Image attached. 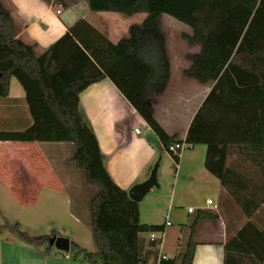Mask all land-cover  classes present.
Returning <instances> with one entry per match:
<instances>
[{"label":"trees","instance_id":"obj_1","mask_svg":"<svg viewBox=\"0 0 264 264\" xmlns=\"http://www.w3.org/2000/svg\"><path fill=\"white\" fill-rule=\"evenodd\" d=\"M68 10L85 2L94 13L145 18L132 25L125 38L111 42L79 19L42 55L36 45L17 39L10 13L0 1V95L15 78L25 93L32 124L22 131H0V142L68 143L70 161L95 193L89 200L94 252L71 243L72 259L92 264H191L197 226L217 215L199 210L190 224L185 249L159 259L164 225L140 222L139 204L119 188L104 166L97 140L79 111V95L108 79L159 138L164 149L175 144L206 147L204 166L215 177L247 222L224 245V264H264V183L254 174L227 167L229 151L245 150L252 162L264 164V0H43ZM167 15L192 31L183 35L198 52L187 54L183 76L210 91L195 113L186 137L168 136L154 118L152 95L161 94L169 80L161 16ZM178 163V156L171 157ZM263 195V198L260 196ZM28 244H48L50 237L30 238ZM50 249V247H48Z\"/></svg>","mask_w":264,"mask_h":264},{"label":"crops","instance_id":"obj_2","mask_svg":"<svg viewBox=\"0 0 264 264\" xmlns=\"http://www.w3.org/2000/svg\"><path fill=\"white\" fill-rule=\"evenodd\" d=\"M0 1L13 18L16 38L25 44L36 45V56L42 55L79 19L86 20L113 43L125 38L132 26L127 25L125 31L118 34L113 29L115 25H111L116 22L113 16H109L111 13L91 12L85 2L62 10L43 0ZM169 65V80L165 90L151 98L154 118L168 136H176L183 142L210 86L183 76V71L189 67L187 60L183 64L169 56ZM79 111L96 137L107 173L122 190L128 192L134 185L146 181L160 156L172 162V170L167 165L157 178L160 189L156 192V188H153L148 193L151 194L150 198L138 203L140 222L165 226L168 212L175 216L177 209H184V213L192 217L191 221L199 210L211 211L217 215V219L214 222L204 220L197 226L195 236L199 234L202 239L195 241L191 264H224V245L247 219L219 181L205 169L206 147H189L191 151L186 154L182 152L175 164L159 138L108 79L89 86L79 95ZM31 124L25 93L17 80L11 78L7 95H0V131H22ZM135 129L140 130L139 135L135 134ZM70 145L0 142L1 191L20 204L35 206L47 201L49 207L45 211L48 213L53 212L50 203L61 197L66 198L70 210L75 209V199L81 197V183L85 180L70 161ZM227 167L241 172H258L264 169V164L252 162V157H247L245 150L233 148L229 151ZM249 176L264 183L263 175ZM166 177H172L171 190L166 186L161 189ZM204 195L205 205H200ZM260 197L263 198V195ZM208 200L213 202L211 207L206 204ZM188 209H193V212L188 213ZM169 224L165 226L161 245V253L167 259L175 256L169 255L171 251L165 243V237L173 226L170 221ZM185 225L178 230L179 238L187 231L183 228ZM143 237L147 239L146 235ZM66 254L69 253L64 254L51 247L44 249L42 245L18 242L7 237L0 241V264H74L71 255Z\"/></svg>","mask_w":264,"mask_h":264},{"label":"rangeland","instance_id":"obj_3","mask_svg":"<svg viewBox=\"0 0 264 264\" xmlns=\"http://www.w3.org/2000/svg\"><path fill=\"white\" fill-rule=\"evenodd\" d=\"M109 16H113L114 21L116 20V22H113V24L111 23V25H115L113 29L118 32V34H121V32L125 31V27L140 24L145 18L144 13L137 14L132 18H127L125 16H122L121 14L116 13H111L109 14ZM160 23L161 31L166 42L165 45L168 61L169 56H171L172 58H176L184 64L186 60L185 55L188 53L196 52L198 50L197 47L188 46L186 41L183 39V35H190L192 33L191 29L167 15L161 16ZM53 144L58 143H50L51 146H53ZM70 146L72 149V156L73 146ZM190 151L191 149L186 147L183 151V154H186ZM167 162L168 161L164 156L162 158L160 156L157 159L156 164H159L157 178H159L160 172L163 171V169L167 167V165H169L170 168L172 167V162ZM247 173L254 174L255 172L250 171ZM168 175L169 174L167 173V176ZM170 180H172V177H166V181H164V184H162L161 189L166 186V188H169L171 190L172 182ZM81 184V197H77L75 199V209L70 210V208L66 205V198L64 199V197H61L57 201L50 203V209L53 211L52 213H48L47 211H45V208L49 207L47 201L44 203H39L35 206L30 204H20L12 201V199L3 190L1 191L0 189V241L2 238L7 237L18 242H25L21 238L20 234H18V232H14L6 228V225H18V231L30 238L50 237L52 235H55L56 237L67 238L70 243L78 244L87 252H94L95 245L90 225L89 200L90 197L94 195L96 189L94 187H90L84 181ZM159 187L160 185L158 183V188L155 189L156 192L160 189ZM150 196L151 194H148L144 198V200L150 198ZM46 199L49 200V197H46ZM205 199L206 196L204 195L200 199V205H205ZM144 200L143 202H145ZM200 207L202 208V206ZM167 209L168 206L166 210ZM166 210L164 214H166ZM177 210V215L175 216L178 217H175L170 212H168V220L173 226L171 227V229H169L168 236L165 237L166 247L171 251L168 253L172 256H174L175 253H181L184 251L188 238V231L185 232V235L182 238H179L178 230L182 227V225L188 224L192 219V217H189L186 213H184V209ZM200 239H202V236L197 234L194 237L193 241L195 242ZM33 245L39 246L37 244ZM42 246L44 249L49 247L46 243H43ZM66 255L71 254L69 252V254ZM72 262L74 264H92L86 261H80L78 259H72Z\"/></svg>","mask_w":264,"mask_h":264},{"label":"water","instance_id":"obj_4","mask_svg":"<svg viewBox=\"0 0 264 264\" xmlns=\"http://www.w3.org/2000/svg\"><path fill=\"white\" fill-rule=\"evenodd\" d=\"M158 166H159V164L157 163L153 167V169L150 173V176L146 181H144L140 184L134 185L128 191V196L132 201H134L136 203H140L144 199V197L153 188H158V182H157ZM48 245L51 248H54L56 251L61 252V253H69L70 252L71 243L67 238L53 236V237L49 238Z\"/></svg>","mask_w":264,"mask_h":264},{"label":"built area","instance_id":"obj_5","mask_svg":"<svg viewBox=\"0 0 264 264\" xmlns=\"http://www.w3.org/2000/svg\"><path fill=\"white\" fill-rule=\"evenodd\" d=\"M135 134L139 135L140 134V130L139 129H135ZM186 147H188V146H186L185 144H175L174 146H170L168 149H164V150L171 157L172 156H178L179 157L181 155V153L185 150ZM206 204H207L208 207H211L213 205V202H212V200H208L206 202ZM192 212H193V209H188V213H192ZM169 225H170L169 224V220H168V217L166 216L165 217V226H169ZM146 237L150 241L160 239V245L158 246L159 259H166V256L161 253V245H162V242H163L164 233L151 232V233L146 234Z\"/></svg>","mask_w":264,"mask_h":264}]
</instances>
